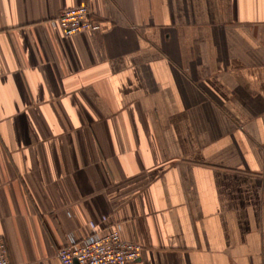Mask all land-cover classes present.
Here are the masks:
<instances>
[{"label":"crops","instance_id":"1","mask_svg":"<svg viewBox=\"0 0 264 264\" xmlns=\"http://www.w3.org/2000/svg\"><path fill=\"white\" fill-rule=\"evenodd\" d=\"M113 224L128 264H264V0H0L11 264Z\"/></svg>","mask_w":264,"mask_h":264},{"label":"built area","instance_id":"2","mask_svg":"<svg viewBox=\"0 0 264 264\" xmlns=\"http://www.w3.org/2000/svg\"><path fill=\"white\" fill-rule=\"evenodd\" d=\"M66 35H76L97 28L87 6L62 9L51 21ZM142 245L122 236L121 225L113 224L104 233L93 232L81 241L70 237L59 248L57 256L62 264H128L141 256ZM0 264H11L5 242L0 238Z\"/></svg>","mask_w":264,"mask_h":264}]
</instances>
